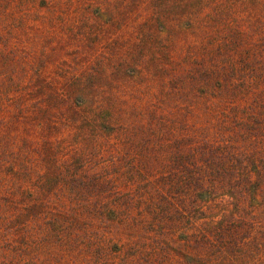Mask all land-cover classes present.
Here are the masks:
<instances>
[{
  "label": "rangeland",
  "instance_id": "obj_1",
  "mask_svg": "<svg viewBox=\"0 0 264 264\" xmlns=\"http://www.w3.org/2000/svg\"><path fill=\"white\" fill-rule=\"evenodd\" d=\"M0 264H264V0H0Z\"/></svg>",
  "mask_w": 264,
  "mask_h": 264
},
{
  "label": "trees",
  "instance_id": "obj_2",
  "mask_svg": "<svg viewBox=\"0 0 264 264\" xmlns=\"http://www.w3.org/2000/svg\"><path fill=\"white\" fill-rule=\"evenodd\" d=\"M236 155V154H235Z\"/></svg>",
  "mask_w": 264,
  "mask_h": 264
}]
</instances>
